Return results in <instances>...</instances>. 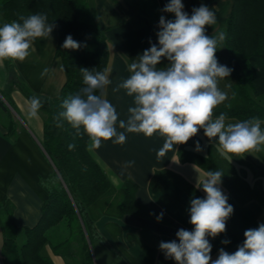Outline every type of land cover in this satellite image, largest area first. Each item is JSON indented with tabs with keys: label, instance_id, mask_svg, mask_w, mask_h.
<instances>
[{
	"label": "crops",
	"instance_id": "obj_1",
	"mask_svg": "<svg viewBox=\"0 0 264 264\" xmlns=\"http://www.w3.org/2000/svg\"><path fill=\"white\" fill-rule=\"evenodd\" d=\"M135 1L140 2L147 11L138 10L131 0H87L110 48L107 74L112 83L105 90V98L114 105L119 119L124 120L128 116L127 109L135 106L133 97L127 96L123 89L115 93L112 89L130 76L129 65L138 61V56L152 44L158 46L160 17L174 20L171 17L174 13L163 11L170 0ZM182 3L183 10L189 16L193 8L202 4L215 13L217 23L214 26H205L207 35L225 32L226 21L232 10V0H182ZM154 7L158 15L152 20L148 9ZM155 13L157 12L153 15ZM53 25L51 38H38L33 43L34 51L29 57L22 62L13 61L19 78L29 86L32 93L49 101L60 95L66 81L63 62L55 56L59 32L58 26ZM216 57L221 65L231 68L221 55L216 54ZM161 61L163 65L160 69L169 66L170 62L166 58ZM45 68L49 71L42 76ZM236 81L232 70L229 77L219 82L220 89L227 94V99L219 106L232 98V88ZM7 98L12 101L13 106ZM29 101L11 83L5 62L0 61V204L5 198L12 202L14 220L20 228L33 227L40 220L42 205L48 195L40 184V179L48 178L54 171L53 164L42 146L45 114L39 110L38 118H29ZM10 112L17 122V133L13 137L8 134L7 126L3 122ZM236 122L241 121L236 118L226 120V123ZM261 127L264 128V120H261ZM117 129L124 131L119 129L118 123ZM126 137L123 144H115L111 140L103 141L99 149L91 150V154L107 172L115 187L120 188L126 180L135 182L136 200L147 209L139 214H119L115 207L108 211L97 209L95 226L101 238H96L92 245L95 264H176L173 259L165 258L159 244L161 241L179 242L176 233L181 228L193 230V225L189 222L190 200L193 198L170 178L162 179L158 189L152 188L151 180L156 171L171 169L197 187L205 178L206 172L192 162L182 163L178 160L180 145L175 146V151H169L163 158L158 159L157 152L164 143V138L158 133L151 137L142 133H126ZM197 138L203 140V154H207L210 144H218V141L205 138L200 130L190 140ZM248 155L251 160L264 166V151ZM130 161H134V164L127 166ZM246 178L253 184L249 176ZM220 187L234 212L226 221L224 233L215 238L208 237L212 245V260L218 258L221 248L229 253L235 252L244 242V232L264 223V203L261 200L252 199L241 204L222 183ZM161 212L163 217L158 221L157 216ZM224 240L229 243H222ZM3 245L4 232L0 223V264H6ZM42 253L49 256L54 264H66L65 257L55 253L50 245H46Z\"/></svg>",
	"mask_w": 264,
	"mask_h": 264
},
{
	"label": "trees",
	"instance_id": "obj_2",
	"mask_svg": "<svg viewBox=\"0 0 264 264\" xmlns=\"http://www.w3.org/2000/svg\"><path fill=\"white\" fill-rule=\"evenodd\" d=\"M131 1L141 12L147 11L140 2ZM148 12L152 14V20L158 15L156 7L149 8ZM154 12L157 13L153 15ZM32 14H45L48 23L58 26L55 56L63 62L66 81L60 95L53 100L39 98L42 102L39 110L45 114L42 146L54 167L48 178L40 179V184L48 193L40 220L33 227L20 228L14 220L12 202L5 198L0 204L4 261L6 264H54L49 256L42 253L43 248L50 245L55 253L65 257L66 264H95L92 245L96 238H101L95 226L98 210L108 211L115 207L119 214H139L147 208L136 200L135 182L126 180L120 188L115 187L89 151L88 137L78 135L67 121L62 120V126L58 127L54 117L63 110V100L79 93L84 86L80 68L107 73L109 44L87 0H0V26L5 22H22L20 17ZM171 17L175 19V14H171ZM225 26L226 40L216 54L229 64L237 81L232 88V98L217 107L213 116L225 113L227 118L239 121L252 118L264 120V0H232V10ZM68 35L80 44L78 49L62 47ZM4 62L11 83L29 100L34 97L29 86L19 78L13 60ZM162 65L161 61L157 68L160 69ZM7 100L13 106L12 101ZM3 122L8 134L15 136L17 122L11 112ZM200 132L207 138L203 129ZM217 139L213 138L212 141ZM197 142L203 149L200 138L180 145L177 153L180 162H192L205 172L222 171V184L241 204L252 199L264 203L260 181L252 184L246 174L238 172L224 157L223 161L230 167L225 169L220 164L222 159L211 151L213 144L208 146L207 154H203L195 150ZM70 145L73 147L70 148ZM244 155L264 175V166L251 160L247 153ZM231 156L238 163H246L240 157ZM165 178L173 180L193 199L206 195L202 187L192 185L171 169L156 171L151 180L152 188L158 189L159 182Z\"/></svg>",
	"mask_w": 264,
	"mask_h": 264
},
{
	"label": "clouds",
	"instance_id": "obj_3",
	"mask_svg": "<svg viewBox=\"0 0 264 264\" xmlns=\"http://www.w3.org/2000/svg\"><path fill=\"white\" fill-rule=\"evenodd\" d=\"M183 9L182 0L167 3L163 11L174 13L175 19L160 17L158 46L152 44L138 56V61L129 65L130 76L112 89L114 93L123 89L133 97L135 106L127 109L126 120L119 119L116 108L105 98V90L112 83L109 75L80 68L84 86L79 93L63 100V110L54 117L57 126H62V120L67 121L78 135H86L89 151L99 149L103 141L123 144L126 133H142L146 137L158 133L164 138L157 152L160 159L175 151L176 145L186 144L200 129L209 140L218 138L223 152L233 156L242 158L246 153L264 151V128L259 118L236 123H226L225 113L213 118L214 109L227 99L219 82L232 72L216 57L227 34H206L205 26L217 23L215 13L206 5L193 8L191 16ZM20 21L0 26V61L22 62L34 51L35 40L51 38L54 25L47 22L45 14L20 17ZM62 47L76 50L80 44L68 35ZM162 58L170 62L169 66L158 69ZM48 71L45 68L41 75ZM28 103L29 118H38L41 100L34 96ZM117 123L124 131H118ZM195 150L202 151L199 142ZM132 164L134 161L127 166ZM223 176L220 170L206 172L197 186L202 187L205 197L190 200L189 222L193 230L181 228L176 233L179 242L159 244L166 259H173L176 264H264V223L246 230L244 242L235 252L221 248L218 258L212 260L208 237L224 233L226 221L234 212L220 187ZM162 217L161 212L157 220Z\"/></svg>",
	"mask_w": 264,
	"mask_h": 264
},
{
	"label": "rangeland",
	"instance_id": "obj_4",
	"mask_svg": "<svg viewBox=\"0 0 264 264\" xmlns=\"http://www.w3.org/2000/svg\"><path fill=\"white\" fill-rule=\"evenodd\" d=\"M213 154H217L218 158H220V160L222 158H226L229 162H231L235 168L238 170V172L242 173V175H245L246 177L249 176L250 180L252 179L253 181V184L256 182V181H260V184L259 187H260V193L261 195L264 197V175H263V172L256 168L254 165L250 164L248 160H246V158L242 157L241 159H244V161L247 163H238L237 161H235V159H233V157L231 156V154L229 153H226V152H223V149L219 146V144H216V146L214 145L212 147V150ZM204 152H205V149H204ZM223 153V154H222ZM221 165L225 168V169H230L229 165L227 164V162L223 161H220ZM250 164V165H248ZM253 174V175H252ZM254 177V178H252Z\"/></svg>",
	"mask_w": 264,
	"mask_h": 264
}]
</instances>
